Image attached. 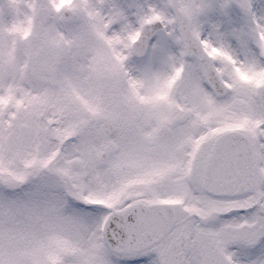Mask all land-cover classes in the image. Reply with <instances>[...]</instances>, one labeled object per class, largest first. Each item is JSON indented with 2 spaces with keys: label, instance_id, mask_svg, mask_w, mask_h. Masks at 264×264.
Listing matches in <instances>:
<instances>
[{
  "label": "snow or ice",
  "instance_id": "obj_1",
  "mask_svg": "<svg viewBox=\"0 0 264 264\" xmlns=\"http://www.w3.org/2000/svg\"><path fill=\"white\" fill-rule=\"evenodd\" d=\"M0 264H264V0H0Z\"/></svg>",
  "mask_w": 264,
  "mask_h": 264
}]
</instances>
